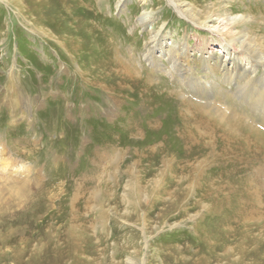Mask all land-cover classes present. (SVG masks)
I'll return each instance as SVG.
<instances>
[{"label": "rangeland", "instance_id": "374dc122", "mask_svg": "<svg viewBox=\"0 0 264 264\" xmlns=\"http://www.w3.org/2000/svg\"><path fill=\"white\" fill-rule=\"evenodd\" d=\"M84 1L99 12L97 22L106 32L127 35L131 24L125 20L133 19L128 45L112 35L118 53L133 45L137 54L148 45L152 66L138 61L151 89L145 98L153 95L150 100L159 105L172 102L176 115L166 120H182L193 142L185 144L174 126L132 132L106 127L110 133L95 127L103 121L73 126L63 111L76 113L82 103L96 108L98 116L123 121L113 111L143 94L139 81L138 92L117 88L116 107L105 93L100 97L87 86L67 106L81 87L78 81L87 77L82 74L74 82L62 81L57 97L47 95L56 91L67 61L58 60L56 43L39 27L45 24H36L28 0H0V264H264V194L260 203L248 198L246 205H237L236 197L252 186L264 191V137L251 145L254 156L243 160L238 156L245 145L232 134L264 124L263 104L260 112L250 111L232 93L243 69L247 76L256 74L245 59L264 73V0H179L196 15L211 12L204 27L170 0ZM211 3L221 8L209 9ZM148 12L140 28L137 18ZM233 15L239 19V39L257 55L234 51L221 35L223 25L231 28ZM153 35L158 40L148 44ZM179 45L185 46L190 66L167 73L166 54ZM83 64L79 60L70 68ZM180 73L206 89L192 95ZM18 91L22 103L13 110L10 99ZM27 102L29 113L22 107ZM104 139L105 144L92 145Z\"/></svg>", "mask_w": 264, "mask_h": 264}, {"label": "bare ground", "instance_id": "6f19581e", "mask_svg": "<svg viewBox=\"0 0 264 264\" xmlns=\"http://www.w3.org/2000/svg\"><path fill=\"white\" fill-rule=\"evenodd\" d=\"M120 1L121 0H118V3L116 2L117 5H119ZM28 2L31 5L30 6L31 8L28 7V9L30 10L29 13H34L36 15L35 16L36 19L38 20V21L37 20L35 21L36 24L37 22L45 24L44 27H41V26L39 27L44 30V34H46L47 37L53 39V41L56 43L55 52L57 54L59 53V56H60L58 60L66 59L67 61V62H64L65 65L62 66V69H60L61 75L59 76L58 83L56 82L57 83L56 91L54 92V94L48 93L47 95H50L52 97H55V96L57 97L58 93L60 94L59 88H60L62 81L69 79L74 82L76 81V78H78L79 75L81 74L87 77L81 78L82 80L78 81L81 87L79 89H75L76 91H74L72 99L70 98L71 101H69V103H65L67 106L71 105V103L74 102V99L81 98L83 96L82 95V93L84 92L83 89L86 86H87L86 88H89L90 90L92 89L100 97L102 96V93L103 94L105 93L104 95L108 96L110 98V101L112 100L113 103L115 102V107L120 102V100L118 99L119 96L116 95L117 88H119L120 90L124 88V89H128V91H131V90L134 91V89L137 88L136 86L139 85L143 89V92H142L143 94L139 95L137 98L128 100L129 105L128 107H126V109L121 110V111L115 109L116 111H113L114 112L113 114L115 116L116 114L118 115L119 113L120 115H122V118H123V121L121 120L122 123L118 122L116 119H111L109 117L105 118V116L104 118L101 116H98V114H96V110H97L96 108L92 107V108L87 109L85 104L82 103L83 101L80 100V103H82V105H80V103L78 102L80 106L78 110L76 111V113H74L72 109H66L65 112L63 111L64 118L69 120V122H71L73 126L74 124L75 125L79 124V121L81 120H82L81 124H84L87 128L89 127V125L93 127L94 124H91L93 123V121H101V122L103 121L104 124L99 122L100 123L99 126H95L98 128H102V130L105 129L106 127L108 129L109 128L110 129L119 128L125 131H131V130L138 131V130H144V129L145 130H149V129L150 130H158V129L161 130L160 128L164 129L166 127L174 126L175 127L174 130H177L178 132H182V138H183L182 141L185 144L193 142L191 133L186 134L187 128H184L182 126V123H183L182 120L176 121L175 119L174 124L172 121H170L172 123L171 124L166 120L168 116H172L173 119L175 118L176 108L174 107V104H172V102L159 105L158 102L155 103L154 100H150L152 99L151 97L153 95H151V97L145 98V96L148 95L149 92H151V89L149 91V88H150L149 82L146 79H144V77L141 78V73L139 71V68L141 66L139 65L138 61H139V58H143V60L146 61L147 66H150V67L152 66L151 64L152 52L150 51V48H148V45L147 47L146 45L145 47L143 46L141 50H139V53L137 54L140 55V57H137V54L133 51V48H132L134 47L133 45L132 46L130 45L128 49L123 48V50L126 51L125 54L118 53L119 51L117 50V48L119 44L116 40L114 41V38L112 35H115V37L118 38V41L121 40L122 42L123 40L125 41V44L130 43L129 42V40H131L130 35H133L132 32L134 29L133 19L130 20L129 16H127V19H126L127 21L125 20V22H127V24H131L129 26L131 30H129V34L124 35V36H119L120 34L118 35V33L115 31L106 32L105 30L106 28L102 26V24L97 22L98 18L100 19L99 12H97L96 9L91 8L84 0H28ZM170 2L174 4L176 10L179 13L183 14L186 18H188L193 23L195 22L198 26L204 27L207 21L210 20V18L212 17L209 14L211 13L210 11L206 12L205 14L199 13L200 15H196L191 12V7L190 8L184 7V5H182L179 2V0H170ZM219 7L220 5L211 3L209 9H212V8L218 9ZM148 18H149V12L146 14L139 15V17L137 18V22L140 25V28L145 27L146 21L148 20ZM220 20L222 21L223 17ZM238 20L239 19H237L236 15L231 16L228 22L231 28L228 29L226 28L225 25H223L222 28L220 29L221 35L227 37L230 40L229 44H231V46H234L233 47L234 51H236L237 49H245L249 53L251 52L253 55H257L258 51L255 49L254 46H252L250 43H247L244 40L239 39L240 36L238 35L240 34L239 32L241 31L236 28L237 24L239 23ZM232 28L236 29L235 32H232ZM147 39H148V36L144 38L143 41L147 43ZM157 40L158 38L156 37V35H153L152 40L148 44H152L151 42H154ZM50 42H52V40ZM47 44H50V43H47ZM186 52L187 50L184 45H179L178 47L176 46V48L173 50H168L166 55H167V58L170 64H169V69L167 73L175 70L177 66H181L183 64H186V66L188 67L190 66L188 55ZM79 60H80V63L81 62L84 63L82 65L84 68L83 69L77 68L76 70H72L70 66L74 62H77ZM245 63L250 68H252L256 74L253 76H247L245 72L246 68L243 69L240 72V74L236 76L237 82L234 84V87H233L234 89L232 90V93L235 96V100L236 102L239 103V105L246 104L250 108V111L256 110L257 112L258 111L260 112L261 110L259 109L260 108L259 106L261 104L264 105V97H262L263 91H264V73H262L260 70L257 71L255 66L252 63H250L247 59H245ZM56 64L60 65L61 63L57 62ZM51 66L55 68V66L57 65L53 63L51 64ZM13 68L11 67L8 72V75L10 76L11 80L15 77V74H16L13 71ZM179 75L181 77L180 79L182 81V84L186 87V89L191 91L192 95H193V91H196L199 89H204V90L206 89L205 84H203L200 80L185 78V74L183 76V73H180ZM117 78L118 80H116ZM126 78L128 79V81L129 80L132 81V83L127 84ZM136 81H139L138 85ZM139 90L140 89H138L137 92ZM152 93H153V90H152ZM89 94H91V91ZM22 96H23V93L18 91L16 95H13L11 97L10 101H12L13 103V110H17L19 108V106L17 105L18 103L20 104L22 103L21 102ZM48 99H50V97ZM164 100L165 99L163 97L162 101ZM28 104L29 102H27L26 104L24 103L22 104V107H23V110L27 109V112L29 113ZM110 111H107V112H110ZM178 112L180 114L179 110L177 111V113ZM95 114L97 117L95 116L94 118ZM107 116H110V115L108 114ZM83 117H85V119ZM86 118H92V119L86 120ZM66 124H67V121H66ZM261 125H263V128H264V124L262 123ZM263 128H258V127L255 128L252 126L245 125L243 130H241V127H240L238 128L237 131H234V133H232L235 136V138L238 139V142L236 141L237 144L239 143L240 145H245V147L242 148L241 154L238 156L239 159L248 160V158H252L254 156L253 155L254 152L252 151L251 145H257V143L263 142L262 140L264 137ZM95 130H97V128ZM103 131L107 132L106 129ZM209 140H212V139H209ZM100 141H101L100 143L93 142L92 145L105 144L107 139L106 140L104 139L103 141L100 140ZM244 155H247V158H245ZM248 156H251V157H248ZM240 182L242 184V189H243L245 187L246 180L243 179V181H240ZM252 183L250 182L249 185L252 186ZM244 191L245 192H242L241 195L236 196L239 198V202H237L238 203L237 205H239V203L241 202L243 205H246L250 203L251 200L249 201V199H252L260 203L261 195L264 194V191H262L261 189L259 190L257 186H252L251 188L245 189Z\"/></svg>", "mask_w": 264, "mask_h": 264}]
</instances>
